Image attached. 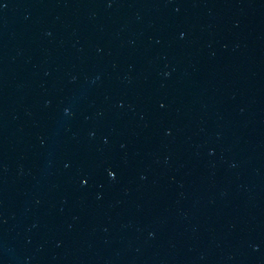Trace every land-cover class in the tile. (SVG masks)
Masks as SVG:
<instances>
[{
	"label": "water",
	"instance_id": "water-1",
	"mask_svg": "<svg viewBox=\"0 0 264 264\" xmlns=\"http://www.w3.org/2000/svg\"><path fill=\"white\" fill-rule=\"evenodd\" d=\"M0 264H264V0H0Z\"/></svg>",
	"mask_w": 264,
	"mask_h": 264
}]
</instances>
